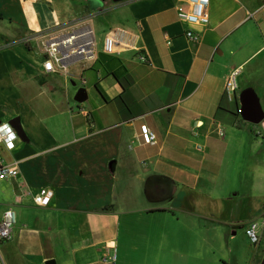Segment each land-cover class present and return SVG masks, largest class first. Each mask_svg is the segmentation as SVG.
I'll use <instances>...</instances> for the list:
<instances>
[{
  "label": "crops",
  "instance_id": "0c3cea01",
  "mask_svg": "<svg viewBox=\"0 0 264 264\" xmlns=\"http://www.w3.org/2000/svg\"><path fill=\"white\" fill-rule=\"evenodd\" d=\"M178 5L193 9L182 0H0V122L19 117L26 136L11 154L0 151L19 170L0 181V217L16 215L0 264H110L103 260L114 255V264H179L184 254L165 244L163 229L139 241L155 216L220 226L222 264H235L236 253L263 263L264 229L257 246L245 229L264 215V138L240 110L250 101L264 114V0H210L204 25L180 20ZM99 16L134 34L146 61L106 55L102 40L96 60L72 64L64 85L45 74L44 38L89 25L96 41ZM74 85L86 89L85 104L71 103ZM142 124L154 144L141 141ZM42 188L46 207L33 201ZM239 231L247 243L229 247Z\"/></svg>",
  "mask_w": 264,
  "mask_h": 264
},
{
  "label": "built area",
  "instance_id": "2783aa9c",
  "mask_svg": "<svg viewBox=\"0 0 264 264\" xmlns=\"http://www.w3.org/2000/svg\"><path fill=\"white\" fill-rule=\"evenodd\" d=\"M192 6V11H187L183 6L178 5L177 15L182 21H194L201 25L207 23L205 10L210 0H182ZM189 40H196L197 35L191 31L185 33ZM37 36L24 38L20 42L29 43ZM102 51L109 56H118L124 52L133 51L138 53L139 59L146 61L144 55L140 54L137 38L123 29L115 28L109 30L103 39ZM40 66L45 74L60 75L68 77L69 67L75 62H93L96 60V41L92 28L89 25L75 27L68 32L55 33L44 38L41 42ZM237 71L233 72L225 83V95L229 101H233L237 90ZM84 84V82L82 81ZM258 134L264 138V118L258 124ZM140 139L146 145L154 144L155 134L146 124L140 126ZM20 141L17 132L9 122H0V147L14 145ZM19 175L15 164H8L0 154V181L12 180ZM51 193L47 189H40L33 197L34 204L40 207L49 205ZM16 223V215L12 208L5 210L0 217V243L10 241L13 236V228ZM264 229V215L260 220L251 221L245 229V236L252 246L260 243L261 231ZM104 263L114 264L116 255L105 258Z\"/></svg>",
  "mask_w": 264,
  "mask_h": 264
},
{
  "label": "rangeland",
  "instance_id": "374dc122",
  "mask_svg": "<svg viewBox=\"0 0 264 264\" xmlns=\"http://www.w3.org/2000/svg\"><path fill=\"white\" fill-rule=\"evenodd\" d=\"M111 4L112 3H109V5ZM95 23L98 25V29H99V32H97V36H96L97 37L96 42L97 44L100 45V43L104 38L105 33L109 29L115 28L116 26H114V24H110L107 17L105 16L97 17ZM74 71H76V68H74ZM55 78L58 79V81H60L62 85H64L65 77L56 76ZM79 88L80 87L78 85L77 86L74 85L71 88L72 104H75V102H73V98ZM2 93L3 92H0V95H2ZM55 109L58 110L61 109V107H55ZM58 117L61 118L60 116ZM8 119H11L10 115H7V117L3 118V121H9ZM15 149L16 146L14 144L7 147L3 146L0 149V151L1 153L3 152L4 154L9 155L13 151H15ZM154 218L157 219V216H155ZM156 219L153 220L149 218L147 220H143L142 227H139L140 228L139 233L141 238L139 239V241L146 242L148 240L153 242V239H155L156 237L154 235L155 231H158L159 229H163L167 237V239H165V244H172V246H176L179 253L184 254L183 258L180 259L179 264H222L221 259L227 256V249L225 247V245H227L226 244L227 241L225 240L226 232L220 226L214 227V223L209 224L207 221L197 218H195L194 224L191 227L190 225L188 226L183 223H180L178 225H173L169 223L161 224L158 223ZM187 229H193V232ZM209 230L211 231L209 232ZM143 231L146 232L148 238L146 239L143 238V233H144ZM246 243L247 241H245V238L242 235V231H239V235L235 239L234 243L233 244L229 243L228 245L229 247H231V245H235L236 249H240V248L243 249V246H245ZM236 255L238 256L237 253ZM237 256H235L236 257L235 264H243V259ZM241 256H242V252H241ZM228 259H230V256H228Z\"/></svg>",
  "mask_w": 264,
  "mask_h": 264
},
{
  "label": "water",
  "instance_id": "95a60500",
  "mask_svg": "<svg viewBox=\"0 0 264 264\" xmlns=\"http://www.w3.org/2000/svg\"><path fill=\"white\" fill-rule=\"evenodd\" d=\"M113 2H118L121 0H112ZM93 9L96 10L101 6V3L92 4ZM88 99V94L85 88H79L74 96V101L78 104L85 103ZM240 114L243 120L252 125H258L264 118L262 111L255 107L250 101L245 102L242 105ZM10 125L15 129L20 141L26 142L25 132L22 129L20 118L15 117L9 121ZM46 264H55L54 261H48ZM264 264V261L263 263Z\"/></svg>",
  "mask_w": 264,
  "mask_h": 264
}]
</instances>
